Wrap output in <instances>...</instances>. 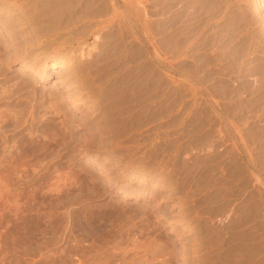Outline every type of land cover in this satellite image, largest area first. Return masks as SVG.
I'll use <instances>...</instances> for the list:
<instances>
[{"label": "rangeland", "instance_id": "rangeland-1", "mask_svg": "<svg viewBox=\"0 0 264 264\" xmlns=\"http://www.w3.org/2000/svg\"><path fill=\"white\" fill-rule=\"evenodd\" d=\"M246 16L264 0H0V264H264Z\"/></svg>", "mask_w": 264, "mask_h": 264}, {"label": "bare ground", "instance_id": "bare-ground-1", "mask_svg": "<svg viewBox=\"0 0 264 264\" xmlns=\"http://www.w3.org/2000/svg\"><path fill=\"white\" fill-rule=\"evenodd\" d=\"M254 20V17H250V16H246L245 19L243 21L246 22H242V24L240 25L239 31L241 34V39H243L242 41L245 40V42L243 43L244 45L248 46L251 45L252 43H255L256 39H260V38H264V29L260 32V27H257L254 23H252ZM247 22H249L247 24ZM16 32H14L15 35ZM19 33V32H18ZM20 36V35H19ZM20 39V38H19ZM12 40V39H11ZM28 46V45H27ZM26 46V47H27ZM13 47V46H12ZM25 47V46H24ZM14 49V48H13ZM18 49V48H17ZM24 49V48H23ZM4 50V49H3ZM2 54V53H1ZM4 54V53H3ZM11 55V54H10ZM20 55V54H19ZM23 55V54H22ZM21 55V56H22ZM10 57V56H9ZM10 60V58H9ZM61 66V63H54V65H52V69L53 68H59ZM3 70V69H2ZM240 70V68H239ZM243 70V69H242ZM245 70V69H244ZM2 72V71H1ZM35 72V71H34ZM241 72V70H240ZM243 72V71H242ZM5 74V73H4ZM246 74V73H245ZM247 76V75H246ZM246 85V84H245ZM247 87V86H246ZM252 88V87H251ZM246 90V89H245ZM252 91V90H251ZM256 91V90H255ZM12 98V97H11ZM263 133V132H261ZM260 133V134H261ZM262 136V135H261ZM262 139V138H261ZM35 143V142H34ZM27 144V143H26ZM30 145V144H29ZM34 145V144H33ZM36 146V144H35ZM27 147V146H26ZM5 148V147H4ZM35 148V147H34ZM37 149V148H36ZM2 150V148H1ZM24 151V150H23ZM5 154V153H4ZM32 155V154H31ZM3 156V155H2ZM132 262V261H131ZM132 264H134V262H132Z\"/></svg>", "mask_w": 264, "mask_h": 264}]
</instances>
